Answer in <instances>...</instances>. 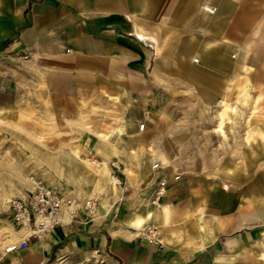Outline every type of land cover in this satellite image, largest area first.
<instances>
[{
    "label": "crops",
    "instance_id": "crops-1",
    "mask_svg": "<svg viewBox=\"0 0 264 264\" xmlns=\"http://www.w3.org/2000/svg\"><path fill=\"white\" fill-rule=\"evenodd\" d=\"M210 1L0 0V117L4 114L15 122L26 112L34 117L33 130L24 131L31 138L37 140L50 131L77 135L82 145L93 144L94 131L120 126L127 133L120 136L119 145L130 135L140 133L147 145L161 130L166 133V145H153L151 162L140 163L132 153L124 155L130 176L118 159L112 160L114 155L104 154L110 176L119 179L112 175V161L120 169L118 175L123 174L119 177L129 186L130 202L123 201L120 186L106 179L101 168L96 178L81 181L84 158L77 151L65 153L70 159L67 170L54 167L52 156L51 169L57 177L44 173L47 185L64 189V196L76 203L73 218L63 209L62 217L69 221L42 239H30L25 248L6 252L8 264H44L52 256L94 254L106 264H264V118L257 116L261 107L252 115L260 121L245 131L244 143L254 145L258 155L244 160L245 169L234 170L229 157L220 165L205 164L196 148L194 156L188 154L194 148L179 145V116L167 106L189 81L199 101L218 102L217 118L221 100L232 105L230 96L242 84L234 78L236 63L227 58L231 44L219 38L238 37L236 23L242 20L262 23L260 31L250 30L253 37L264 31V16L240 8L248 5L246 0H212L218 6L216 15L198 12L206 27L198 32L206 34L211 28L206 40L188 34L189 7ZM223 21L226 25L218 28L216 23ZM172 26L178 28V35H171ZM160 38L166 44L163 61L157 62ZM255 44L251 40L240 49L248 45L251 55ZM195 54L200 56L198 62L192 60ZM160 69L166 74L162 83L156 78ZM257 96L259 101L262 93ZM165 101L166 122L158 115ZM91 110L99 113L101 128L113 129H90ZM48 121L50 130L44 125ZM141 121L146 123L143 131L137 129ZM156 162L159 166L153 168ZM251 166L258 167L253 174L248 172ZM160 177L166 179L165 193L159 201L144 204ZM88 182L116 187L114 196H100L92 217L76 202L86 203L93 194ZM149 223L156 225L159 243L136 237L135 230Z\"/></svg>",
    "mask_w": 264,
    "mask_h": 264
},
{
    "label": "rangeland",
    "instance_id": "rangeland-1",
    "mask_svg": "<svg viewBox=\"0 0 264 264\" xmlns=\"http://www.w3.org/2000/svg\"><path fill=\"white\" fill-rule=\"evenodd\" d=\"M246 1L248 2V5L245 7H240L244 9V13H249V15L259 13V17L264 16V0ZM209 3L214 4L217 7L216 11L218 12V6L216 2H213L211 0ZM202 5L203 3H200L196 7H189L190 10L188 12V18L190 19V21L187 24L186 31L188 32V34L198 35L201 39L206 40L211 28L206 29V34L198 32V30H200L201 28H203V30L206 28L201 25V21L198 19V12H204L209 17H212V15H216L215 13L217 12H215L214 14H209L201 9ZM216 25L218 28H221V26L226 25V23L223 21L222 23H216ZM251 26L249 21L247 20L239 21L236 23V30L239 35L238 37L229 41L224 37L219 38V40L224 43L230 42L231 47L227 48V58L234 64L236 63V73L234 75H238L237 79H239L242 83L241 85H238L239 87H236L235 94L233 93V95L230 96V102L231 104H233H229L231 106V109H229L227 114L225 115L222 125V132L214 130L216 120L218 121V118H216L215 115L218 102L209 103L206 101H199L195 95L194 87L189 81L186 82L185 91L181 92L179 96L173 95V97H171V100L174 98V101L170 100L167 103V106L175 108L176 114H178L179 116L178 128L182 131L180 136H178L179 145H187L186 147L194 148V150L188 151V154L191 151L193 156L195 154L196 148L199 157H202L203 155L205 164L210 162H218L220 165L224 158L229 157L234 161V170H240L244 168V160H246L249 155L251 157L258 155V150L255 149L254 145L244 144L247 141V139L245 138V131L248 130V128H250L255 122L260 121L258 117L253 116L247 123L245 121L246 114L254 110L255 112H252L254 113L253 115H257L260 106L261 110L257 116L261 115L262 118H264V31L261 32L260 36L253 37V35L250 34ZM170 30L172 32L171 35H178L175 34L176 30H178L177 27L172 26L170 27ZM160 32V36H162L163 31L161 30ZM168 35L169 34L165 33V36ZM176 40H178L177 36L171 38L172 43ZM251 40H256L255 51L251 55L250 52L246 55L244 49L245 47L243 48L244 50H241L240 47L245 45L247 42H250ZM165 44L166 40L164 43L163 38H160L159 51L161 53L156 56L155 60L157 62L163 61L162 51L165 47ZM192 56H195L197 58L200 57L196 54ZM164 77L166 78V74H164L163 70L160 69L156 71V78L160 80L161 83L163 82ZM252 83L256 86H253ZM243 89H247L249 91V96L246 97L245 100L242 99L243 97L241 94ZM259 92L262 93V97L258 101L259 96L257 95L259 94ZM255 95L257 97H255L253 101V97ZM209 105H211L212 108ZM159 106L160 107L158 115H160L161 117L163 116L166 122V101L164 103H160ZM234 107H241L240 109L238 108L239 113H235L232 111V108ZM90 113L94 116V118H92L91 120L90 129H92L93 131L113 129V127L107 129L101 128L99 115H97L99 113L95 112L94 110H91ZM234 114L237 115L234 116ZM27 123L32 124V127L30 129L28 128ZM33 124L34 117H30L26 112L22 113L21 117L15 122H12V120L5 118L4 114H1L0 117V264H8V256H6V251L12 249L14 244L17 242L16 239H18V237L14 238L11 241L7 239L11 231H9V229H13L14 231L16 230L12 227L10 222L9 211L7 209V201L13 195L18 194L23 188L30 186L31 180L33 178H36L37 180L42 181L47 185V179L45 178L44 173L51 172L53 177H57L55 173H52L53 169H51L52 156L54 157V165L52 164L54 167H61V169L67 170L69 168L70 159L65 153L71 152L73 154H76L77 151L78 154L82 158H84V164L81 170L80 177L81 181H89L90 176H92V178H96L95 176H97L96 174L99 173V168H101V172L106 178L107 173H105L106 170L104 165L109 159H107L108 157L104 154L110 153L111 156L114 155L112 157V160L116 161V159H118V161H120L122 164V170H124L126 174L130 176V170L127 167L126 162L123 160V158L125 157L124 155L128 152L118 153L109 149L110 152L107 153V150H105V147H107V145L104 144L105 142L101 144V141L103 142V140L94 137L96 131H94L92 135H90L92 140L91 142H93V144L91 145H82L80 143L82 141L77 135L68 136L62 133L51 134L50 131L44 135H39V138H37L36 140L31 138L24 132L26 130L27 132L28 130H33ZM44 125H47L48 130H50V121H48V123L44 122ZM11 131L14 132V134L11 133ZM217 132L222 136H220ZM29 133L34 135L33 132ZM161 133L162 130L160 131V133H158V135H156V138L154 140L149 139L147 145H145L144 142L143 147L137 148L136 153H132L133 157L135 156L134 159L140 163H144L145 161L151 162L153 156V153H151L153 151V145H166V133L165 136L163 135V133ZM56 141H58L59 143L57 144ZM30 142L32 145H30ZM40 142L44 143V145H39ZM123 146L124 143L123 145H121V147ZM262 151H264V149H262ZM120 154H123V156L120 157ZM115 156L117 158H115ZM163 163H166V160ZM247 168L249 169V167ZM250 168L251 169L248 172L251 171V173L253 174L254 170L258 167L253 168L251 166ZM115 170L118 173L120 169L116 168ZM133 170L134 171L132 173V177H135V175H137V169L133 167ZM152 175L153 172L149 173L147 180H149L150 177L152 178ZM119 176H121V178H124L121 172H119ZM108 177L111 178L110 171ZM121 178V182L120 184H118V186H120L121 188L119 190L123 192L122 199L123 201L130 202L131 197H126V194L130 192L128 189L129 186L128 184L126 185L124 179L121 180ZM79 180H75V185ZM115 181L116 180L114 179V182ZM88 183L90 185V188H92V190H95L91 192V194H93L88 196L87 199L94 201L96 207H98L100 196L104 195V193H106L105 195L107 196H114L115 194V191L112 188L111 183L109 182L104 184L101 188L98 187V185L95 183ZM67 184L68 183H66V181L63 182V186L66 187L68 186ZM144 184L145 183H143V185ZM50 188L52 187L50 186ZM55 189L59 190L64 196V189ZM144 190H147V188ZM137 199L138 198L136 197L134 201L137 202ZM76 202L84 208L83 211L87 214L86 209L83 206L84 200L78 199L76 200ZM146 203L148 204V201L145 199L144 204ZM92 216L93 215H91V217ZM143 226L144 224L140 225V231L143 229ZM140 231L137 232V230H135L136 237L143 238L142 235L139 234ZM54 262L59 264H106V261L102 257L96 256L95 254L88 257H77L76 255H69L68 257H59L57 259L52 256L44 264H53Z\"/></svg>",
    "mask_w": 264,
    "mask_h": 264
},
{
    "label": "built area",
    "instance_id": "built-area-1",
    "mask_svg": "<svg viewBox=\"0 0 264 264\" xmlns=\"http://www.w3.org/2000/svg\"><path fill=\"white\" fill-rule=\"evenodd\" d=\"M203 10L209 14H214L217 7L211 3H206ZM193 62H198V58H194ZM146 128L145 121L137 124V129L143 131ZM159 162H156L153 168H158ZM112 175H115L120 184V177L116 172L118 165L115 161L111 162ZM166 191V179L160 177L153 188V201H159ZM70 199L64 198L63 194L55 189L48 187L39 180L32 181L30 186L23 188L16 195L10 197L7 201V209L9 218L14 229L21 231L22 236L16 244L17 248H25L28 246L30 239H42L46 234L53 231L58 224H63L69 220H65L62 215L64 203H70ZM84 203V207L89 216L96 212V204L94 201L88 200ZM73 218V217H72ZM143 238L150 243H159L157 239V227L155 224H146L140 233Z\"/></svg>",
    "mask_w": 264,
    "mask_h": 264
},
{
    "label": "bare ground",
    "instance_id": "bare-ground-1",
    "mask_svg": "<svg viewBox=\"0 0 264 264\" xmlns=\"http://www.w3.org/2000/svg\"><path fill=\"white\" fill-rule=\"evenodd\" d=\"M56 2V1H55ZM208 3V2H205L203 3L202 5V9H203V6ZM250 23V26H251V29L255 30V31H260L262 28H261V25L262 23H259V22H253V20H251ZM250 29V30H251ZM152 38V37H151ZM151 40V39H150ZM154 45V44H153ZM245 48V54L247 55L251 50H250V47L248 45L244 46ZM244 54V53H243ZM195 58V56H192V60ZM197 58V57H196ZM242 58V57H241ZM243 59V58H242ZM236 73V72H235ZM237 76L238 75H234V78L237 79ZM239 87V86H238ZM241 92V91H240ZM242 99H246V97L249 96V91L247 89H243L242 92ZM113 99V98H112ZM117 99V98H115ZM241 100V98H240ZM243 101V100H242ZM221 104V109L217 110V118H218V121L217 123L215 124L214 126V130L215 131H218V132H222V125H223V121H224V118H225V115L227 114L228 110L231 109V106L229 105V103H227V101H225L224 99L221 100L220 102ZM239 108V107H238ZM232 108V111L235 112V113H239V109L241 108ZM243 111V110H242ZM248 111V110H247ZM252 112H255L254 110ZM252 112H249L248 115L245 116V121L248 123L249 120L252 118V115L254 113ZM237 114H234V116H236ZM232 120V119H231ZM249 126V125H248ZM126 129L123 127V126H120V127H117L116 129H113L111 131H97L95 132L94 134V137L95 138H99L101 140H103V142L109 144L107 145V147H105L106 149H111L112 151H115V152H118V153H123V152H128V153H133L135 154L136 153V149L137 148H140V147H143L144 145V139L142 138V136H140V133L138 134H135V135H130L128 137L127 140H124V146L121 147V145H119L120 143V136L123 135V134H126ZM106 145V144H105ZM142 153V151H141ZM123 155V154H122ZM135 157V156H134ZM159 157H160V154H159ZM164 159V157H163ZM113 162V161H112ZM156 163L153 164V167ZM105 167V170L107 173V176H106V179L108 178L109 180H114V178H109V166L107 165V163L104 165ZM127 170V169H126ZM32 179V178H30ZM36 178H33L31 180L32 181H35ZM115 183V182H114ZM114 189H116L115 185H114ZM152 195V196H151ZM149 195L146 200L148 201V205H151L152 204V201L154 199V196H153V193ZM86 197V196H85ZM153 197V199H152ZM64 198L68 199V197H65ZM70 199V198H69ZM70 203H64V207L62 208V211L63 209H66V212L67 213V217L70 218L74 215V207L76 205V203L74 201H72L71 199L69 200ZM89 201H86V203H88ZM154 203V201H153ZM61 215H62V212H61ZM67 220V219H66ZM11 230V231H10ZM10 231V234H9V237L7 238L8 240H13L14 238H17L20 236H22V233L21 231L19 230H13V229H9ZM17 240V239H16ZM18 242V241H17ZM17 242L14 244L13 248L6 251V252H9V251H12V250H15L16 249V244ZM62 261V260H61ZM53 264H59V263H56L54 262Z\"/></svg>",
    "mask_w": 264,
    "mask_h": 264
}]
</instances>
